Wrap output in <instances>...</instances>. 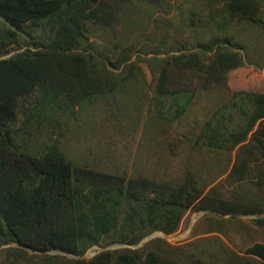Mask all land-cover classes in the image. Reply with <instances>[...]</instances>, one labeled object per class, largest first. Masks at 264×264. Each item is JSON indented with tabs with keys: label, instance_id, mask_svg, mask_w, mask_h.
<instances>
[{
	"label": "trees",
	"instance_id": "trees-1",
	"mask_svg": "<svg viewBox=\"0 0 264 264\" xmlns=\"http://www.w3.org/2000/svg\"><path fill=\"white\" fill-rule=\"evenodd\" d=\"M132 1L0 0V248L14 245V255L32 251L33 264H61L63 259L70 264H210L195 254L188 261L165 257L150 247L156 241L148 249L85 256L95 246L136 247L155 233L173 235L191 211L231 217L257 213L221 198L215 187L205 195L191 172L177 184L128 177L79 166L63 149L65 126L138 84L144 67L160 119L173 122L188 113L196 98L190 85L243 84L251 74L244 47L231 40L212 39L196 51L184 44L177 55L164 44L140 50L127 38L116 39L122 3ZM210 2L213 9L223 6L231 19L264 27L261 0ZM98 31L112 34V42L95 40ZM28 97L17 127L18 99ZM233 99L249 104L242 113L245 128L219 138L225 134L215 126L226 118H216L204 128L207 145L223 149L228 144L232 152L250 141L264 150V93L237 92ZM246 166L238 162L229 179L243 181ZM256 224L264 228V218ZM243 253L264 263V243Z\"/></svg>",
	"mask_w": 264,
	"mask_h": 264
},
{
	"label": "rangeland",
	"instance_id": "rangeland-1",
	"mask_svg": "<svg viewBox=\"0 0 264 264\" xmlns=\"http://www.w3.org/2000/svg\"><path fill=\"white\" fill-rule=\"evenodd\" d=\"M210 1L142 0L139 3L133 0L122 3L123 19L113 30V36L127 38L140 50H155L164 44L163 49L171 48L177 55L184 44L196 51L198 44L212 39L231 40L244 47L247 68L251 70L245 83L225 81L203 86L195 82L189 86L197 92L188 113L173 122L164 116L160 119L154 105L151 75L144 67L145 74L138 77V84L80 113L65 126L60 139L69 158L79 166L87 164L99 171L174 184L183 182L186 173L191 172L205 195L211 194L215 187L221 198L249 205L257 213L231 217L191 211L173 235L155 233L136 247L95 246L86 254L87 260L107 251L148 249L147 246L156 241L150 247L165 257L176 255L188 261V255L195 254L210 264H264L243 253L248 246L264 243V228L256 224L258 218H264V150L250 141L232 152L228 144L223 149H212L203 134L208 122L221 117L226 120H221L215 128L218 134L225 136L219 138L245 128L246 119L242 113L249 104L244 100L235 101L233 95L237 92L264 93V27L253 21L231 19L230 14H224V7L220 12L214 9L216 14L208 20ZM261 2L264 18V0ZM93 37L100 42L109 38L112 42V34L103 31L96 32ZM178 99L183 100V96ZM167 100L168 105L172 104V99ZM28 101L30 97L18 99L17 127L25 117ZM241 161L247 164L244 180L240 181L238 176L229 179L235 165ZM13 247L17 248L14 245L0 248V264H33L34 252L14 255L10 249ZM178 249L184 250V255ZM59 255L73 258L72 255ZM61 264L70 263L63 259Z\"/></svg>",
	"mask_w": 264,
	"mask_h": 264
},
{
	"label": "crops",
	"instance_id": "crops-1",
	"mask_svg": "<svg viewBox=\"0 0 264 264\" xmlns=\"http://www.w3.org/2000/svg\"><path fill=\"white\" fill-rule=\"evenodd\" d=\"M210 3L208 4V9H207L208 10V14H207V19L208 20H210V18H212L216 14V11L213 8H211V4ZM221 7H223V6H221V5L217 6L215 9L218 10V12H220V10L222 9ZM226 19H228V18H226Z\"/></svg>",
	"mask_w": 264,
	"mask_h": 264
}]
</instances>
